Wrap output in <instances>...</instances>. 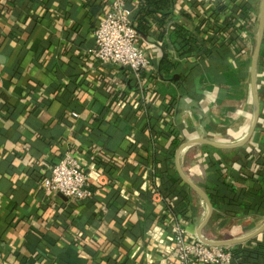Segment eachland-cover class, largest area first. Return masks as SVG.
I'll use <instances>...</instances> for the list:
<instances>
[{"label": "crops", "instance_id": "crops-1", "mask_svg": "<svg viewBox=\"0 0 264 264\" xmlns=\"http://www.w3.org/2000/svg\"><path fill=\"white\" fill-rule=\"evenodd\" d=\"M242 2L232 0V6L240 12ZM245 2L258 22L246 52L236 56L232 39L239 33L234 30L225 43L229 50L224 62L213 64L210 52L202 57L178 55L183 43L175 25L200 29L205 37L209 26L202 20L215 15L213 27L226 18L221 0L209 5L177 0L166 15L155 9L150 33L141 34L142 41L156 66L167 46L170 58L180 63L173 73L179 78L157 80L153 90H146L145 96L154 100L147 108L127 105L117 112L121 94L138 95L140 90L131 73L93 59L95 46L90 48L89 43L102 16L100 0H0V264H175L147 238L149 231L162 217L166 226L184 223L189 234L197 235L208 207L179 173L178 147L172 143L175 136L152 135L165 126L177 127L185 136L183 143L206 138L230 144L248 134L254 118L251 67L262 0ZM140 3L130 1L134 8ZM181 69L186 71L183 80ZM257 84L261 116L248 143L226 149L193 143L180 155L184 173L206 192L213 187L212 162L220 164L228 182L264 191V42ZM169 93L177 96L171 109ZM170 112L174 113L172 122L166 116ZM131 131L136 133L135 145L127 138ZM68 149L82 157L86 171L92 162L100 170V184L92 182L98 187L96 197L77 206L63 194L45 193L38 180L49 174ZM162 151L174 154V159L160 162ZM140 160L183 180L178 188L190 194L189 220L184 214L170 215L164 197L144 198L147 185L135 164ZM232 172L242 178L233 177ZM135 190L139 192L136 203L124 205L123 193L132 195ZM126 206L129 217L121 211ZM213 206L203 230L207 238L219 233L226 235L223 239L241 237L264 223V206L225 225L220 209ZM115 215L127 220L119 225ZM78 234L98 243L75 244L73 235ZM259 245H264V232L234 245L239 251L236 260L243 258L245 248Z\"/></svg>", "mask_w": 264, "mask_h": 264}, {"label": "built area", "instance_id": "built-area-1", "mask_svg": "<svg viewBox=\"0 0 264 264\" xmlns=\"http://www.w3.org/2000/svg\"><path fill=\"white\" fill-rule=\"evenodd\" d=\"M197 4H212L216 0H189ZM226 6L223 7L226 18L221 23H215L213 27L206 32L205 39H208V46H215L226 43L229 35L235 30L239 35L232 41L234 51L237 55L246 52L248 42L252 38L254 23L257 17L250 11L247 16L240 12L233 13L232 0H221ZM241 9L247 5L245 0L240 3ZM102 16L93 29L92 36L96 38L95 47L92 49V56L96 63L100 65H115L122 68V71L129 72L136 80L139 86V94H121L116 101V111L132 105L135 109H144L149 103L154 101L151 97L145 96L146 90H153L154 84L159 77V68L153 62L147 46L142 41V35L138 31L133 20V10L128 4V0H100ZM211 39V40H209ZM1 41V36H0ZM158 104L161 103L160 97H155ZM75 116L79 113L73 112ZM168 121L172 122L174 113L167 115ZM174 128L168 129L167 126L160 131L172 132ZM179 137L185 140L183 132ZM128 140L132 145L137 143L135 131L128 133ZM142 181L147 185V191H150L155 198L163 195L159 191L161 184L156 175L158 165H148L144 160L138 163ZM96 167V168H95ZM90 171H86L85 162L78 153L68 149L63 156L51 167L49 174L41 180V189L47 194H63L73 203H81L96 197L97 190L90 188V182L98 183L100 171L97 164L92 162L88 166ZM127 203L133 205L139 196L138 190L134 193H123ZM127 204V205H128ZM123 207L121 211L128 216V210ZM189 216L192 212V205L187 207ZM83 237L82 234L76 235ZM147 238L153 241L156 248L165 252L175 264H232L234 260V245L213 246L202 241L198 234H189L188 228L184 223L174 222L169 226L164 223L156 222L149 231ZM171 241L169 244L168 241Z\"/></svg>", "mask_w": 264, "mask_h": 264}, {"label": "trees", "instance_id": "trees-1", "mask_svg": "<svg viewBox=\"0 0 264 264\" xmlns=\"http://www.w3.org/2000/svg\"><path fill=\"white\" fill-rule=\"evenodd\" d=\"M130 1L128 0V4L130 8L133 10V20L137 26L138 31L141 34H149V30L151 28L150 23V16L154 15L155 9L158 12L168 13L171 10V7L174 6L177 0H141V3L137 8H134L130 5ZM197 4L196 2H194ZM223 3V2H222ZM226 6L224 3L222 4V7ZM155 7V8H154ZM166 7L169 9L166 10ZM9 8V6L7 7ZM153 8V9H152ZM10 9V8H9ZM227 9V6L225 7V10ZM167 11V12H166ZM233 13H238L239 11L232 9ZM250 7L249 5H245L243 10H240V13L244 16H247V14L250 13ZM225 11H223V14ZM200 18V15L196 14ZM215 15H212L204 20L203 23L206 26H209V28L212 27L213 21L216 20L213 19ZM213 20V21H212ZM201 22V21H200ZM199 22V25L201 24ZM176 32L178 33V37H181V44L183 43L182 48L178 49V55H187L190 53H195L196 55L206 56V54L209 53L208 58L211 59L212 64L216 61H223L225 60V57L228 53V46L224 44L215 46L214 48H211L208 46V39H205L200 35L201 31L200 29H196L195 31H191L190 29H187V27H182L175 25ZM162 36V35H161ZM211 40V39H209ZM231 40V39H230ZM233 41V39H232ZM81 44H84V41H81ZM180 44V45H181ZM170 54L167 51V46L164 51V55L161 59V62L158 66L159 68V77L161 80H173L174 71H178L180 68L179 61H173L170 58ZM197 67H195L196 69ZM197 70L202 71L200 68H197ZM186 71L184 69H181L180 76L182 80L185 78ZM180 78V79H181ZM188 83L190 82V76L186 78ZM185 79V80H186ZM164 97L168 96V94H164V92L161 93ZM170 98L172 99V104L169 106V109H171L175 104V100L177 99V96L174 95V93H169ZM173 105V106H172ZM151 108V107H150ZM167 108V107H166ZM168 109V110H169ZM160 117V115H158ZM183 132L181 128H175L171 133L166 131H157L155 130L152 138H157L158 135L162 134L166 137H172L175 136L172 140V143L176 147H180L183 144L184 139L179 137V134ZM158 156V154H157ZM158 159L160 162H165L174 159V154H167L165 151H162V154H159ZM211 170H212V176L211 181L213 184V187L211 189H207V193L213 202L214 205H216L221 213L223 222L222 225H225L226 222L229 219H235L240 220L244 218L245 216H249L251 212L259 211L262 206H264V191L259 188H248L246 186H236L232 182H228L227 177L222 173L221 167L219 163H210ZM156 175L161 179V184L159 186V191L164 197V202L166 205L167 212L172 215L173 217H177L180 214H184L185 220H189L188 213V206L191 205V199L190 194L185 189H179L178 186L183 182L181 178H177L175 176H172V173L169 171L162 170L161 167L157 168ZM233 177L239 179L242 178L237 173L232 172ZM45 177H39L38 180L41 181ZM90 188L93 190H97L98 187L96 185L92 184L90 182ZM144 198L147 199L151 198V192L145 191L142 193ZM250 198L249 201L246 200V198ZM86 201H83L85 203ZM75 206L80 205L81 203H73ZM123 204H127V201L123 200ZM123 205V206H124ZM181 207H184L183 210ZM193 210V207L192 209ZM118 213V211H117ZM186 214V215H185ZM168 215V214H167ZM129 217V215H128ZM115 221L117 224L121 225L123 224L127 218L120 215H115ZM158 222L165 223L164 219L162 217H158ZM167 225V224H166ZM169 226V225H168ZM73 242L75 244H92L95 246L98 241L96 239H87L83 237H78L76 235H73ZM234 260L232 264H250V262H255L256 264H264V245L258 246V247H247L244 249V255L243 258L239 261H237V254L239 251L236 249L234 252Z\"/></svg>", "mask_w": 264, "mask_h": 264}, {"label": "water", "instance_id": "water-1", "mask_svg": "<svg viewBox=\"0 0 264 264\" xmlns=\"http://www.w3.org/2000/svg\"><path fill=\"white\" fill-rule=\"evenodd\" d=\"M98 9L99 8H96L94 10L95 14L97 13L96 11ZM263 42H264V0H262V6H261L257 44H256L255 52H254L253 57H252L251 80H252V94H253V102H254V118H253V123L251 125V128H250L248 134L241 141H239L237 143H230V144L216 142V141L206 139V138H198V139H194L191 141L184 142L180 147H178V150H177L176 158H177V166H178V170H179L180 175L182 176L184 181L188 185H190L192 187V189L203 199L204 203L207 204L208 213H207L206 217L204 218V220L202 221V223L199 225L197 234L202 241H204L205 243H207L209 245L227 246V245H237V244H242V243L248 242V241L254 239L255 237H257L258 235H260L261 233L264 232V223L260 227H258L255 231H253V232H251L245 236H242V237H236V238H232V239H210V238L205 237L203 234V230L208 225V223L210 221V218H211L213 211H214V206H213V203H212L208 193L205 191V189H203L200 185L195 183L192 179H190L184 173V171L182 170V168L180 166V155H181L182 151L187 146H189L193 143H203V144L211 145L215 148L226 149V148L240 147V146H243L250 141V139L252 138L253 134L255 133V131L257 129V126H258V123L260 120V116H261V99H260V94L258 91V84H257V69H258L259 57H260L261 49L263 46ZM95 44H96V38L94 37L93 39H91V42L89 43L90 48H93L95 46ZM174 78L178 79L179 75L176 74L174 76Z\"/></svg>", "mask_w": 264, "mask_h": 264}, {"label": "rangeland", "instance_id": "rangeland-1", "mask_svg": "<svg viewBox=\"0 0 264 264\" xmlns=\"http://www.w3.org/2000/svg\"><path fill=\"white\" fill-rule=\"evenodd\" d=\"M238 236H240V235H238ZM242 236H245V235H241V237ZM226 237V235L225 234H221V233H219V234H217L213 239H223V238H225ZM211 239V238H210Z\"/></svg>", "mask_w": 264, "mask_h": 264}]
</instances>
